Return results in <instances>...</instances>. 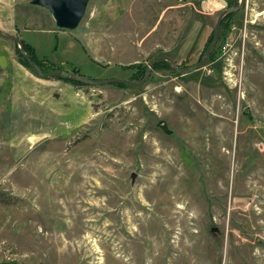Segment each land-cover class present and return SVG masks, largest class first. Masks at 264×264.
<instances>
[{
  "label": "rangeland",
  "instance_id": "rangeland-1",
  "mask_svg": "<svg viewBox=\"0 0 264 264\" xmlns=\"http://www.w3.org/2000/svg\"><path fill=\"white\" fill-rule=\"evenodd\" d=\"M221 8L90 0L67 29L0 0V29L48 71L141 79L201 60ZM1 55L0 264H264V0L222 18L204 65L140 84L43 77L0 33Z\"/></svg>",
  "mask_w": 264,
  "mask_h": 264
},
{
  "label": "water",
  "instance_id": "water-1",
  "mask_svg": "<svg viewBox=\"0 0 264 264\" xmlns=\"http://www.w3.org/2000/svg\"><path fill=\"white\" fill-rule=\"evenodd\" d=\"M89 1L90 0H32L33 3H37L42 6H45L50 10V12L53 15L55 24L58 27L67 28V29H74L79 25V23L81 22L82 18L84 17L86 13ZM218 1L222 5V8L220 9L217 15L216 21H215L214 36H213L211 43L205 50L201 60H199L198 62L188 67H180L178 66L177 61L174 58H172L170 55L160 54L156 58L150 61L147 71L141 79L119 78V77L94 79V78H87L86 76L79 74V73L64 71L61 69H57V70L53 69L50 71H44L42 67L27 52L24 41L18 35L4 32L1 29H0V33L17 41L20 51L31 62L36 73L40 74L43 77L67 76L72 79L80 80L81 82H84V83H92V84H103V83H112V82L140 84L147 78V76L150 73L152 64L157 60H161V59L167 60L171 64L172 68L180 73L190 72L205 64L208 56L214 49L216 42L218 40V37L220 34V24H221V20L223 16L227 14L228 12L239 9L244 0H239V2L235 5H227L226 0H218ZM0 64L3 66L7 64V59L5 55L0 56Z\"/></svg>",
  "mask_w": 264,
  "mask_h": 264
},
{
  "label": "trees",
  "instance_id": "trees-1",
  "mask_svg": "<svg viewBox=\"0 0 264 264\" xmlns=\"http://www.w3.org/2000/svg\"><path fill=\"white\" fill-rule=\"evenodd\" d=\"M228 2V4L232 5L234 3H236L237 0H226ZM233 11L229 12L228 14H232ZM25 47H26V50H28L31 54V57L43 68L44 71H46L47 69L45 68L43 62H41V60L39 58H36L34 53H33V50H32V46L25 42ZM20 50V49H19ZM21 52V51H20ZM22 56L24 57L23 60L29 64L30 66L32 65L31 62L28 60L27 57L24 56V54L21 52ZM152 65L154 66H159V65H162V66H170L171 64L167 61V60H164V59H161V60H157L155 61ZM172 67V66H171ZM32 68L34 69L33 65H32ZM146 70V65L141 67L140 69H138V71H142L144 72ZM48 71V70H47ZM74 72H77L75 70H73ZM59 78H65L67 80H70L72 82H75L76 84H85L84 82H81L80 80H77V79H72L70 77H67V76H59ZM116 83H119V82H116ZM122 85V83H120Z\"/></svg>",
  "mask_w": 264,
  "mask_h": 264
},
{
  "label": "flooded vegetation",
  "instance_id": "flooded-vegetation-1",
  "mask_svg": "<svg viewBox=\"0 0 264 264\" xmlns=\"http://www.w3.org/2000/svg\"><path fill=\"white\" fill-rule=\"evenodd\" d=\"M238 3V0L236 1V3H234V4H232V5H235V4H237ZM245 4V0L243 1V3H242V5L240 6V7H242L243 5ZM227 5H230V4H228V2H227ZM229 13V12H228ZM228 13H227V15H228ZM226 14L223 16V18L224 17H226L227 16ZM74 72V71H73Z\"/></svg>",
  "mask_w": 264,
  "mask_h": 264
},
{
  "label": "built area",
  "instance_id": "built-area-1",
  "mask_svg": "<svg viewBox=\"0 0 264 264\" xmlns=\"http://www.w3.org/2000/svg\"><path fill=\"white\" fill-rule=\"evenodd\" d=\"M223 49H226V44L223 45Z\"/></svg>",
  "mask_w": 264,
  "mask_h": 264
},
{
  "label": "crops",
  "instance_id": "crops-1",
  "mask_svg": "<svg viewBox=\"0 0 264 264\" xmlns=\"http://www.w3.org/2000/svg\"><path fill=\"white\" fill-rule=\"evenodd\" d=\"M168 4H170V6H172V3H168ZM167 6V5H166Z\"/></svg>",
  "mask_w": 264,
  "mask_h": 264
}]
</instances>
